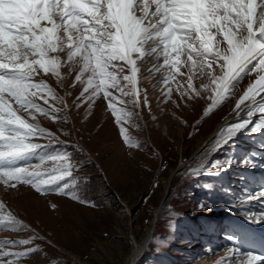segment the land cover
I'll return each instance as SVG.
<instances>
[{
    "label": "rangeland",
    "instance_id": "374dc122",
    "mask_svg": "<svg viewBox=\"0 0 264 264\" xmlns=\"http://www.w3.org/2000/svg\"><path fill=\"white\" fill-rule=\"evenodd\" d=\"M185 59L181 56L172 80L167 79L162 58L138 61L139 105L128 98L127 104L114 102L118 109L132 113L122 125L115 122L102 92L94 102L78 99L85 86L75 81L78 70L62 67L63 83L41 70L35 79L52 87L64 104L54 98L48 104L35 99L42 107L61 109L55 113L57 119L38 112L35 119L27 111L17 114L55 138H29L43 147L2 165L28 168L67 154V161L47 160L39 171L47 174L71 164L73 175L52 187L69 184L66 191L89 203L55 191L37 195L25 184L11 189L3 183L6 177L0 176V203L5 206L0 215L11 213L20 221L14 228L0 227V248L37 250L6 259L17 264H129L140 245L144 249L132 264H247L249 253L264 257L260 253L264 245L257 246L261 242L257 234L264 233V195H260L264 193V115L254 112L249 118L251 103L236 116L240 110L235 107L258 77L243 75L234 82L238 87L233 95L205 116L211 106L209 91L196 99L181 96V91H191ZM192 83L193 89H202L210 82L194 77ZM3 95L12 110L19 109ZM244 120L250 122L243 130H225ZM121 126L132 147L122 141ZM249 231L253 236L248 237ZM22 239L34 243L5 247V241Z\"/></svg>",
    "mask_w": 264,
    "mask_h": 264
},
{
    "label": "snow or ice",
    "instance_id": "6c2138e0",
    "mask_svg": "<svg viewBox=\"0 0 264 264\" xmlns=\"http://www.w3.org/2000/svg\"><path fill=\"white\" fill-rule=\"evenodd\" d=\"M225 42L227 46L222 48ZM181 56L186 57L187 89L191 90L181 91V96L196 99L202 91H209L211 106L205 116L233 95L238 87L234 82L253 73L258 78L248 85L235 107L240 110L251 102L254 107L247 112L248 117L254 112L264 115V0H0V164L43 147L31 143V137L55 138L53 133L17 114L27 111L35 119L38 112L57 119L55 113L61 109L52 105L42 107L35 99L39 97L48 104L49 98H54L64 104L52 87L35 79L41 70L55 76L58 83L64 80L62 67H68L70 72L78 70L75 81L85 84L78 99L94 102L102 92L115 122L122 125L132 113L118 109L114 102L127 104L130 99L139 105L138 61L162 58V66L168 69L167 79L172 80L179 70ZM86 73L90 75L85 81ZM194 77L207 78L210 83L193 89ZM3 94L19 109L12 110ZM144 96L147 104L146 92ZM249 122L233 123L225 130L238 132ZM119 133L122 141L132 147L127 130L121 126ZM68 159L63 154L47 160ZM47 160L28 168H0V176L6 177L3 183L11 189L25 184L37 195L55 191L88 204L66 191L69 184L52 187L65 176L71 177L73 166L62 165L47 174L41 173L39 168ZM4 207L0 203V210ZM18 224L20 221L11 213L0 215V227L14 228ZM4 243L5 247L28 246L34 240ZM35 251L11 252L0 248V264H17V260L6 258L18 259ZM247 264H264V257L249 253Z\"/></svg>",
    "mask_w": 264,
    "mask_h": 264
},
{
    "label": "bare ground",
    "instance_id": "6f19581e",
    "mask_svg": "<svg viewBox=\"0 0 264 264\" xmlns=\"http://www.w3.org/2000/svg\"><path fill=\"white\" fill-rule=\"evenodd\" d=\"M214 34V33H213ZM214 42V41H213ZM216 42V41H215ZM138 83V82H137ZM137 91H138V84H137ZM258 100L260 99V97H258L257 98ZM249 105H251V102H246L245 103V105H242L241 107V109H240V111H239V113H237L238 111H236L235 113H237L236 114V116L237 115H239L242 111H247V109H248V107H249ZM234 113V114H235ZM234 114H233V116H234ZM232 116V117H233ZM263 219H264V217H263ZM249 233V236L248 237H250V236H253L252 234V232L251 231H249L248 232ZM257 236H259L260 237V241L261 242H259L258 241V244H257V246H261V243L264 245V233H260V234H257ZM257 236H255V237H257ZM256 239V238H255ZM143 246L142 245H140V246H136L135 248H134V250H133V252H132V255H131V257L129 258V260H128V263L129 264H132L133 262L135 263L136 261H137V259L140 257V255H141V253H142V251H143ZM260 253H262V254H264V248L262 249V251H260ZM244 264H246V263H244Z\"/></svg>",
    "mask_w": 264,
    "mask_h": 264
}]
</instances>
